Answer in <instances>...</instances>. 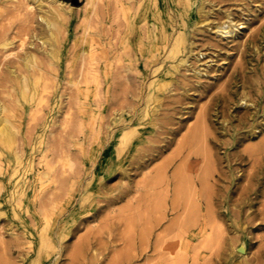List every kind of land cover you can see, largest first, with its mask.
<instances>
[{
	"label": "rangeland",
	"instance_id": "1",
	"mask_svg": "<svg viewBox=\"0 0 264 264\" xmlns=\"http://www.w3.org/2000/svg\"><path fill=\"white\" fill-rule=\"evenodd\" d=\"M26 1L0 0V78L8 61L17 74L26 72L21 56L30 51L46 67L48 83L30 105L20 100L22 112L11 82L0 79V100L19 126L13 147L0 146V264H36L47 219L54 245L41 264H264V147L258 148L264 140V40L257 41L258 50L252 43L244 58L249 83H233L226 98L213 102L242 61L240 54L225 61L223 51L212 49L213 43L223 49L234 43L215 39L202 24L222 22L225 9L249 13L255 1L198 0L186 27L188 42L174 59L167 57L171 43L159 40L155 53L149 51L139 12L145 0H61L68 3L62 9L40 0L41 9L32 10ZM160 2L176 19L178 0ZM213 4V13H198L200 5L209 10ZM6 38L14 43L5 58ZM53 48L60 49L61 65L48 62L44 51ZM182 59L186 63L174 70V82L153 113L147 94L154 68L159 60L166 70ZM193 69L207 70L209 77L198 79ZM197 81L215 83V90L203 93ZM244 91L252 106H241ZM203 114L204 135L181 146ZM180 120L185 127L171 134L166 127ZM132 128L145 131L148 142L133 145L111 170L105 155H115L121 134ZM169 139L161 152L151 148ZM139 155L146 163L136 168L132 162ZM102 165L104 176L98 173ZM178 170L180 181H165L164 175L172 179ZM204 175L206 181L200 180ZM149 185L156 187L148 204ZM125 188L126 196L98 212L103 196ZM25 189L28 211L19 206ZM90 193L92 200L83 204ZM93 232L100 240L86 257L73 260L76 247Z\"/></svg>",
	"mask_w": 264,
	"mask_h": 264
},
{
	"label": "bare ground",
	"instance_id": "2",
	"mask_svg": "<svg viewBox=\"0 0 264 264\" xmlns=\"http://www.w3.org/2000/svg\"><path fill=\"white\" fill-rule=\"evenodd\" d=\"M52 1L58 5L57 6L58 9H62L65 5L66 6L68 5V3L63 2L61 0H52ZM220 1L225 2L228 0H220ZM254 1H255L256 5L254 4L255 6H253L254 7L253 11H249V13H247L245 11L246 13L241 12L240 15L237 16L231 10L229 11L228 9H225L223 11V19L224 20L222 22H220V23L217 22V24H211L208 19H204L202 22V24H204V25H209L208 31L210 32L211 35H213V37L215 39H218L220 41L225 40V41H227V44L234 43L233 45L229 46L227 49H223V47H221L219 44L213 43L211 46L212 49L217 50L218 54H221V51H223L222 53L225 55V59H226V60L224 59L225 61H227V59L234 56L235 54H240V58L242 61V63H240V66H236V65H235V67L233 66L234 68L232 69V71L229 75V81L226 85L227 87L225 88L226 92L224 93V91H225L224 90L223 93H217V94L213 95V98H212L213 102H215V100H218L220 98H226L227 94H229V92H231L230 89L232 88L231 85L233 83L241 82L243 86L247 82L249 83V81H247V76H246L247 75V71H246L247 66H244V64H245L244 58L246 56V53H248L249 47H251L250 45L252 43L255 44L256 50H258L259 46L257 45V41L259 39L264 40V18L262 17L264 15V0H254ZM197 2H198V0H178V3L175 7V9H176L175 12L177 14L176 19L174 18V14L170 13V8L168 9L169 12H167V9L165 8V6L163 4H161L160 0H145V1H143V3H141L142 8L140 9L141 11H139V12H140L141 17H143L142 21L144 22V25H146V27H145L146 30L144 31L143 35L146 37L145 39L149 43V48H150L149 51H152V52L156 51L158 49L156 43H157V41L161 40V41L165 42L166 44L171 43V48L169 51V55L167 57L174 59L177 57V55L179 53L183 52V49L185 48V44H187V42H188L186 27H187L188 22L190 21L191 17L193 16V14L195 12V6H196ZM25 5L28 8V10H32V8H34V7H38L39 9H41V1L40 0H27L25 2ZM213 6H214V4L211 5V8H209V10H205L204 5H200L199 8H197L198 13L202 14V15H209V14L214 12ZM240 11H242V9ZM237 18H238V20H236ZM41 19H42V21H44L46 23L48 28H51L53 26V23L50 20H48L47 18L41 17ZM39 22L41 23V21H39ZM257 22H259L260 24L255 30H253L252 29L253 25ZM26 29H27V27H26ZM1 31H2V29L0 30V32ZM15 31H17V29ZM48 33L50 34V32H48ZM14 35H16V34H14ZM23 35H26V34H23ZM245 36H247V38L245 40H242L243 37H245ZM17 37H20V36H17ZM53 38H54V36H53ZM229 39H230V41H229ZM238 40H242L240 42V44L235 43ZM21 42H22L21 46H23L24 40H21ZM13 43H14L13 39L9 40L8 38H6L2 42L1 46L4 48V55L6 54V56H4L5 58L9 55H12V51L10 52L8 47L11 46ZM42 43H45V41H43ZM8 52H9V54H7ZM44 52L49 57L48 62L50 64V66L55 65V64L61 65L62 58L60 55V49L53 48L50 50H46ZM231 52H233V53H231ZM151 55L153 56L154 54H151ZM199 56H201V55H199ZM21 57H23V61H24L23 65L25 67L26 72H22L21 74H17L15 67H11L9 65L10 61H8L6 63V67H5L6 68L5 73H3V75L0 78L1 82H4V83L11 82V90L13 91L12 97H13L14 103L17 105L16 106L17 108L21 107V105H19L20 100H23L25 105H27V104L30 105L31 101H33L36 98V96L38 95L39 92L43 91L44 87L46 86V83H48V80L45 82V79H44L43 74H42L46 67L43 68L42 66L37 64L35 55L32 52L26 51L24 56H21ZM201 58H202V56H201ZM210 61L213 62L214 60L211 59ZM163 63H164V60L162 62L159 60V62L157 63L158 66L156 68H154V70H153V73L155 74V79H153V81L149 82V84H148L149 92L147 94V97H148L149 101H153L152 103H154V105L151 108V111L153 113L158 111V108L160 107L159 103L163 97L164 92L170 90L172 83L174 82V78H173L174 70L178 69L179 66L186 63V60L182 59L178 63L171 64L169 66L170 68L168 67L166 70L161 69ZM226 65H227V63H226ZM163 69H164V67H163ZM253 70L255 71L256 68H254ZM193 71H194V74L198 77V79H201V77L203 78V77L208 76L207 70L203 71L200 69H198V70L193 69ZM58 74H60V73H58ZM222 75H218V77L211 76L210 78L213 80H216L217 78H219V79L222 78ZM197 83H198V86L202 88L203 93L209 94L213 90H215L214 89L215 83H209L206 85H202L199 81H197ZM203 84H205V83H203ZM222 87H223V85H222ZM13 94H14V96H13ZM39 96H40V94H39ZM249 97L250 96H249L248 92L244 91L243 95L239 99V102H242V104H241L242 107L252 106L253 103H251L248 100ZM20 110L23 112V110L21 108H20ZM7 111H8V108H7L6 104L0 100V146L12 148L13 145L15 144V135L19 131V126L16 123L10 122V120L8 119V116L6 114ZM146 112L148 113V110ZM200 117L201 118H200L199 124H196L193 127L188 128V133H187L184 141L181 143V146H185L186 144H188L191 141H193L194 139L198 138L201 134H203L206 131V129H204L205 126H203L206 123L205 122L206 118L204 117V114L201 115ZM183 121L184 120H180L179 126H177V127H173V128L166 127V128L170 131L171 134L175 135V134L179 133V131L183 127H185V124L183 123ZM171 126H173V125H171ZM203 130H205V131L203 132ZM137 132H139V135L138 134L136 135ZM253 133H255V131H253L252 134ZM144 136H145V131H138L136 128H132V129L125 131L124 133L121 134L119 142L116 145V154L113 155V154H110L107 152L105 155V158L107 160L108 159L111 160V162H112V165L110 167L111 170L113 169L115 162H117V160L120 161L122 157L126 156V152L133 145H139L140 143L148 142V139H145ZM205 140H207V138ZM169 144H171V140L166 141L165 145H159L158 144V145L152 146L151 148L154 151H156L157 153H159V152H161L163 146H168ZM259 147H264V140L258 145V148ZM142 156L143 155H139L137 157V159L134 162H132V165L136 164L137 165L136 168L144 166L146 163V160ZM14 157H15L17 162L21 163V156L19 155L18 151H15ZM179 171L180 170H178L176 173H174V175H173L174 177L172 179H167L166 175H164L163 177H165L164 178L165 181H178V179L180 181V178H182V176L181 177L178 176L180 173ZM98 173L100 176H104L105 174H108V172L105 173L103 165L99 166ZM121 173L125 177L128 176V173L125 169H123V171ZM163 174L164 173H162V175ZM41 175H42V173H41ZM181 175H183V174L181 173ZM205 177H207V176L204 175V177H201L200 180H202V181L205 180ZM153 183H155V182L153 181ZM152 185L146 186V189H147L146 195L149 199L147 198L148 200L147 199H144V200H147L146 203H148V204L152 198L151 194L154 192L153 188L156 187V186L154 187ZM128 192H129V189L125 188L123 192H119L118 194H115L114 196H109V195L103 196L104 200H102V201H104V204L99 207L98 212L104 211V209L109 207L111 204L117 202L118 200H121L124 196H126L128 194ZM22 193L24 194V197L19 200V206L25 208V205L23 206V204H24L23 199L26 197V195H25L26 189ZM26 198H28V196ZM83 199H84V201L81 200V201H83L82 202L83 204L92 200L91 193H90V195H86ZM175 201H177V198ZM175 201H173V203ZM137 202H138V200H137ZM131 204L134 206L133 201H131ZM135 206H136V203H135ZM140 207H141V205H140ZM25 211H28V208H25ZM44 218H45V216H44ZM111 218L112 217H110V220H111ZM50 221H51V219H47L45 227L44 226H43L44 228L42 227V230L40 231V234H39L40 247H38V255H37L38 258H37L36 264H41V262L43 261L42 257H44L43 255L45 253H47L48 249L54 245V241H53L54 239L50 235V223H51ZM96 234H97L96 232H93V233L89 234L88 237L86 236L85 237L86 239L84 240V243L81 246L79 243V246H78L79 248L76 247L77 250L75 251V253L73 252L74 253V255L72 256L73 260L83 259L84 257L87 256L86 253L88 254L87 251L90 249V247L93 246L95 243L97 244L98 240H100L96 237ZM175 246H177V245H175ZM173 249L174 248L172 247V251L170 254V256L171 255L172 256L170 258H172L174 256V250Z\"/></svg>",
	"mask_w": 264,
	"mask_h": 264
},
{
	"label": "water",
	"instance_id": "3",
	"mask_svg": "<svg viewBox=\"0 0 264 264\" xmlns=\"http://www.w3.org/2000/svg\"><path fill=\"white\" fill-rule=\"evenodd\" d=\"M71 3L76 4L77 1L76 0H71Z\"/></svg>",
	"mask_w": 264,
	"mask_h": 264
}]
</instances>
